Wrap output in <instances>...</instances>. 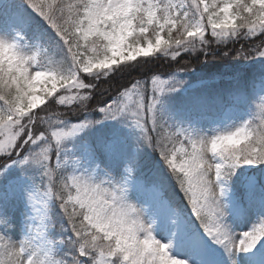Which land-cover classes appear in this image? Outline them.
I'll return each instance as SVG.
<instances>
[{"label":"snow or ice","instance_id":"obj_1","mask_svg":"<svg viewBox=\"0 0 264 264\" xmlns=\"http://www.w3.org/2000/svg\"><path fill=\"white\" fill-rule=\"evenodd\" d=\"M0 180V264H264V0H0Z\"/></svg>","mask_w":264,"mask_h":264},{"label":"rangeland","instance_id":"obj_2","mask_svg":"<svg viewBox=\"0 0 264 264\" xmlns=\"http://www.w3.org/2000/svg\"><path fill=\"white\" fill-rule=\"evenodd\" d=\"M235 67L244 65L246 62L244 61H234ZM195 69L189 73L183 74L182 78L186 81V84L184 86V89L175 94L171 100H170V106L174 111H179L183 108H185L187 105L192 104L196 101L199 97H214L217 95H220L223 93L222 84L219 81L220 78H214V79H208V76H202L197 72H202L203 70H200L195 66L192 65ZM227 65V68H229ZM226 67H221L220 70H224ZM216 68H213V70ZM207 73V72H204ZM257 98V95L255 92L249 96V101H253ZM250 107V104H246L242 107L240 113L236 117L237 122L240 120H243L247 117L248 114V108ZM224 127L225 125H221ZM15 173H10L9 175H14ZM260 173H257V176H259ZM245 177H242L238 174V182L243 180ZM10 195V189L7 187V181L0 180V203L4 202V199ZM12 204L15 205V201H12ZM21 211H22V205L16 206L15 210L12 211L10 208V214L13 216V228L11 230V235L13 239L19 240L22 238V232H23V223H22V217H21ZM236 231H243L246 230L248 227V224L241 223L234 225Z\"/></svg>","mask_w":264,"mask_h":264},{"label":"trees","instance_id":"obj_3","mask_svg":"<svg viewBox=\"0 0 264 264\" xmlns=\"http://www.w3.org/2000/svg\"><path fill=\"white\" fill-rule=\"evenodd\" d=\"M181 64L184 63V60L180 61ZM197 68L203 70L202 72L198 71L199 74L202 76H208V79L220 78V82L222 84V89H227L231 84L232 80L231 77L235 76L236 74H244V75H251L254 72L259 70V65L254 62H246L244 65H240L235 67L234 61H204L203 59L200 61V64L193 63ZM227 65L229 68H227ZM221 67H226L224 70H220ZM156 70L161 73L167 72L168 69V62L165 61L163 64H157L155 66ZM213 68H216L213 70ZM207 72V73H204ZM253 93L252 90L249 91V96Z\"/></svg>","mask_w":264,"mask_h":264}]
</instances>
